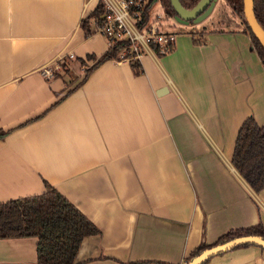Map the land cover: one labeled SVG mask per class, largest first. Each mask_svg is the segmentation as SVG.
Instances as JSON below:
<instances>
[{"label":"crops","instance_id":"crops-1","mask_svg":"<svg viewBox=\"0 0 264 264\" xmlns=\"http://www.w3.org/2000/svg\"><path fill=\"white\" fill-rule=\"evenodd\" d=\"M218 4L198 43L178 34L136 73L126 60L90 68L107 52L85 25L93 1L0 0V203L55 188L100 232L78 264H187L231 230H264V189L231 164L242 122L264 126V66L231 9L215 18ZM58 57L65 69L42 78ZM36 243L0 239V264H38ZM205 264H264V249Z\"/></svg>","mask_w":264,"mask_h":264},{"label":"trees","instance_id":"trees-1","mask_svg":"<svg viewBox=\"0 0 264 264\" xmlns=\"http://www.w3.org/2000/svg\"><path fill=\"white\" fill-rule=\"evenodd\" d=\"M162 1L166 4L169 14L174 16L175 12L169 0ZM198 1L179 0V3L183 8L191 9ZM225 2L242 22L243 32L249 36L252 48L264 66V49L247 25L243 13V0ZM253 12L264 31V0H253ZM192 37L193 42L198 43L195 33H192ZM120 52L121 48L107 50L95 59L90 68L93 69L107 60L118 59ZM93 57L90 56L91 59ZM138 64L130 61L136 73H139ZM5 134L6 132L0 130V137H4ZM231 164L254 193L264 189V126H259L252 117L246 118L238 129ZM99 233V230L74 205L47 183L43 194L0 203V239L35 237L38 264H78L75 257L84 237ZM241 236H259L264 239V230L261 224L231 230L212 245H199L189 255L188 261L204 249ZM246 246L249 245L240 247Z\"/></svg>","mask_w":264,"mask_h":264},{"label":"built area","instance_id":"built-area-1","mask_svg":"<svg viewBox=\"0 0 264 264\" xmlns=\"http://www.w3.org/2000/svg\"><path fill=\"white\" fill-rule=\"evenodd\" d=\"M90 1L95 5L84 16L87 32L103 38L107 50L121 48L116 61L139 62L145 54L162 56L173 49L177 34L162 30V24L171 16L162 0ZM65 64L58 57L52 64L42 66L39 75L44 79L53 78L65 69Z\"/></svg>","mask_w":264,"mask_h":264},{"label":"water","instance_id":"water-1","mask_svg":"<svg viewBox=\"0 0 264 264\" xmlns=\"http://www.w3.org/2000/svg\"><path fill=\"white\" fill-rule=\"evenodd\" d=\"M216 2L217 0H199L193 8L185 9L181 6L179 0H169L172 9L175 12L173 18L181 25L200 24L212 13ZM243 13L252 34L264 49V31L254 16L253 0H243ZM164 91L166 92V89L164 88L158 90L157 95L162 94ZM243 245H253L264 249V239L259 236L236 237L224 243L204 249L197 256L188 261L187 264H205L210 258Z\"/></svg>","mask_w":264,"mask_h":264},{"label":"rangeland","instance_id":"rangeland-1","mask_svg":"<svg viewBox=\"0 0 264 264\" xmlns=\"http://www.w3.org/2000/svg\"><path fill=\"white\" fill-rule=\"evenodd\" d=\"M163 4L165 5L166 9L168 10L166 4L164 3V1H162ZM219 3V2H218ZM217 8V12H216V19H222V20H227V18L229 17V10L231 8L228 7V5H226L225 0H222V4H218L216 6ZM234 14V13H233ZM236 18L238 19V17L236 16ZM163 28L162 30L164 32H171V33H175V34H185V33H195L198 32L199 30H201V27L199 25L196 24V27H193L192 24L189 25H181L178 24L173 16L171 15L169 20L165 21L163 24ZM59 74H57L55 77H57Z\"/></svg>","mask_w":264,"mask_h":264}]
</instances>
